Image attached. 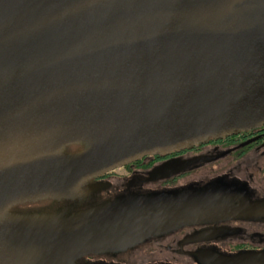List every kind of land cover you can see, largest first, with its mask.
Listing matches in <instances>:
<instances>
[{
  "label": "water",
  "instance_id": "water-1",
  "mask_svg": "<svg viewBox=\"0 0 264 264\" xmlns=\"http://www.w3.org/2000/svg\"><path fill=\"white\" fill-rule=\"evenodd\" d=\"M263 122L264 0H0V264H85L183 226L261 218L264 200L220 188L88 201L116 167ZM196 260L264 264V251Z\"/></svg>",
  "mask_w": 264,
  "mask_h": 264
},
{
  "label": "flooded vegetation",
  "instance_id": "flooded-vegetation-1",
  "mask_svg": "<svg viewBox=\"0 0 264 264\" xmlns=\"http://www.w3.org/2000/svg\"><path fill=\"white\" fill-rule=\"evenodd\" d=\"M172 158L191 160L188 167L169 178L148 180L150 171ZM130 172L113 184L110 175L91 179L97 184L95 195L88 203L113 198L129 191L152 192L159 190L220 188L235 191L250 201L264 200V122L261 125L235 130L224 136L209 137L196 144H189L169 154L145 156L127 165ZM203 170V175L194 174ZM192 174L183 184H174ZM242 202V199L240 200ZM34 204H21L16 208L29 209ZM220 230L206 239L194 238L202 231ZM156 247L166 255L143 264H199L196 253L211 249L223 254L246 251H264V216L259 219H231L183 226L169 233L153 236L122 252L105 255H89L81 262L85 264H137L131 263L144 247ZM165 249V250H164ZM130 258V259H129ZM140 264V263H139Z\"/></svg>",
  "mask_w": 264,
  "mask_h": 264
},
{
  "label": "rangeland",
  "instance_id": "rangeland-1",
  "mask_svg": "<svg viewBox=\"0 0 264 264\" xmlns=\"http://www.w3.org/2000/svg\"><path fill=\"white\" fill-rule=\"evenodd\" d=\"M138 161V160H137ZM136 162V161H134ZM132 162V163H134ZM132 163H128L132 164ZM127 165H122L119 167H116L112 170H110L108 173V175H110V177L108 178L110 182H112L113 184H116L117 181L120 182L121 178L127 176L130 172L129 168ZM204 171L200 170L198 172H196L194 175L195 176H199V175H203ZM192 174L185 176L181 179H179L178 181H176L174 184H183L184 182H186L189 178H191ZM42 202H37L34 205L38 206V205H42ZM165 250V249H164ZM166 255L165 251L160 252V250L156 247H144L140 252H138L137 254H135V256L131 257V263L135 262L134 260L136 259L137 264H143L144 263V259H147L148 261H153V260H158L162 257H164ZM137 256V257H136ZM136 257V258H135ZM130 259V258H129ZM127 264H130L129 262Z\"/></svg>",
  "mask_w": 264,
  "mask_h": 264
},
{
  "label": "trees",
  "instance_id": "trees-1",
  "mask_svg": "<svg viewBox=\"0 0 264 264\" xmlns=\"http://www.w3.org/2000/svg\"><path fill=\"white\" fill-rule=\"evenodd\" d=\"M26 204H28V203H26Z\"/></svg>",
  "mask_w": 264,
  "mask_h": 264
}]
</instances>
